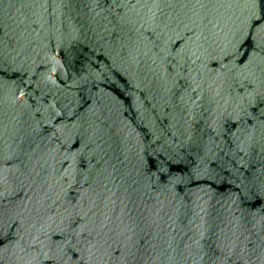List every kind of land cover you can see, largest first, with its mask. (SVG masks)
I'll return each instance as SVG.
<instances>
[{
  "label": "water",
  "instance_id": "water-1",
  "mask_svg": "<svg viewBox=\"0 0 264 264\" xmlns=\"http://www.w3.org/2000/svg\"><path fill=\"white\" fill-rule=\"evenodd\" d=\"M0 264H264V0H0Z\"/></svg>",
  "mask_w": 264,
  "mask_h": 264
}]
</instances>
